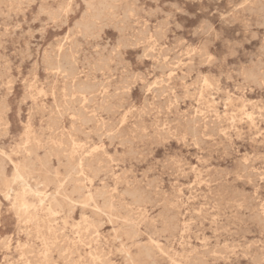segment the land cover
<instances>
[{"label":"rangeland","instance_id":"rangeland-1","mask_svg":"<svg viewBox=\"0 0 264 264\" xmlns=\"http://www.w3.org/2000/svg\"><path fill=\"white\" fill-rule=\"evenodd\" d=\"M115 1L116 2H114V0H110V1L109 0H98V1L96 0H64V1L63 0H18V1L1 0L0 1L5 4L4 6L2 3H0V11H2L0 12V34H1L0 35V39H1L0 40L1 41L0 42V105L2 104L0 106V109L2 107V110H0V116L2 115L0 117V130H1L0 131L1 132L0 133V264H83L84 262H85L84 264H102V262L103 264H180V263L182 264H195V263L196 264H240V263L264 264V258H263L264 257L263 255L264 254V230H263L264 216H262V214L264 215V207H263L264 206V162H263L264 161V115H263L264 114V106H263L264 105V15H263L264 13H262L264 12V1L263 0H245V2L244 0H231V1L230 0H213V1L212 0H208V1L207 0H157V1L156 0H136V1L115 0ZM242 1L244 3H242ZM17 2L19 3L18 6L19 8L17 7L18 5ZM125 2L127 3L124 4ZM41 3H44V5L47 6L45 7L43 4L41 5ZM64 4L66 5L68 4V5L65 6ZM175 4L179 6V8H177ZM58 5L60 6V8ZM84 5L86 6L84 7ZM180 5L183 6L181 7ZM244 6H246V8ZM126 7L127 9H125ZM48 8L53 9V11L51 9H49L48 11ZM121 9H123L124 12ZM81 11L84 14L81 13ZM50 12L53 13L50 14ZM121 12L123 15L121 14ZM144 12L147 13L145 14ZM165 12H167L168 14ZM51 15H53V17ZM171 15L174 17H172ZM115 16L118 17L116 18ZM205 16L207 18H205ZM226 17L227 19H225ZM221 18L224 20H222ZM232 18H234L235 21ZM230 19L232 22L230 21ZM91 20H93L94 22ZM126 23L128 25H126ZM132 23L134 26L132 25ZM166 23L169 24L167 25ZM4 24L5 26H3ZM124 25L126 26L124 27ZM208 26L210 27L208 28ZM119 27L121 28V31H119ZM226 28L229 30H227ZM194 29H197L195 30L196 32L194 31ZM26 31L27 33H24ZM81 33L82 35H80ZM117 33H119V35ZM153 33L156 35H154ZM17 35L19 38L17 37ZM71 35H74L75 37ZM125 35H127L128 37L127 36H126L127 38L124 37ZM180 37L181 39H179ZM262 37L263 40L261 39ZM226 38L228 39L227 41ZM122 40L124 44H122ZM74 41L76 42L78 41L79 43L78 42L76 43ZM202 41L205 44H203ZM149 42H151L150 45ZM115 43H117L118 45ZM238 43L240 45H238ZM27 44L29 47L27 46ZM127 44L129 46H127ZM2 48L3 50H1ZM259 48L262 49L260 50ZM27 49L28 51H26ZM75 50L76 51L79 50V51L76 52ZM115 50H118L117 54H116L117 51ZM19 51H21V53ZM50 51L52 52L50 53ZM92 51H95L96 55L95 52ZM106 51L109 54V57H107L108 54L105 53ZM147 51H150V53ZM229 51H231L232 53ZM61 52L62 55H60ZM145 52L147 54H145ZM177 52L178 54H176ZM205 52L207 53L205 54ZM154 54H156L157 56ZM162 55L164 60H162ZM139 56H141L142 58ZM90 57H92L93 61L91 60ZM95 57L97 58V60H95L96 59ZM174 57H176V59ZM82 58L84 59L82 60ZM110 59H112V61ZM210 59H212L213 61ZM100 60L103 63H101ZM121 60H123V62H121ZM199 60L201 65H199L200 64ZM57 61L58 62L60 61L59 63L61 65L58 64ZM86 61H88L89 63ZM106 61L108 62V64H106L107 63ZM153 61L155 62L153 63ZM95 62L97 63L95 64ZM206 62L208 65L206 64ZM67 63H69L68 65L70 68L68 67ZM92 64H94L95 66ZM187 64L189 65L186 66ZM236 64L237 65L239 64L238 66L240 68L238 66L236 68ZM96 65L98 68L96 67ZM94 68L95 70L97 69L96 72ZM55 69L56 70L59 69V70L56 71ZM77 69L79 70L82 69V70L79 71ZM28 70L30 72H28ZM67 70L69 71L71 70L70 75L73 78L69 76V71ZM189 70H193V71L190 72ZM74 71L77 72L78 75ZM235 72L238 74V76ZM110 73L113 74L111 75ZM179 73L181 74V76L183 75L182 76L183 79L181 78V76H179ZM197 73H199V76H197L198 75ZM225 74L227 75V77L225 76ZM176 75H178L180 78ZM93 76L96 78H94ZM130 76H132L133 78ZM153 76L154 78L155 77L156 78L153 79ZM166 76H168L169 78ZM44 77L45 79L46 78L47 79L46 80L43 79ZM11 78H13L14 80L13 79L11 80ZM86 78L89 79L87 80ZM163 79L166 80V82ZM96 80H98V82ZM199 80L200 82H198ZM214 80L215 82L212 83ZM7 83L8 85H6ZM64 83L65 85L68 86H65ZM94 83L96 84V86ZM238 83L240 85L242 83L243 86L238 85ZM81 85L84 87H82ZM164 85L169 87L166 88ZM68 90L70 93L67 94ZM79 91L80 93L81 92L83 93L81 94L77 93ZM120 91L121 93H119ZM183 92L186 93V96ZM56 93L59 95H57ZM64 93L65 95L66 94L67 95L65 96ZM105 93L106 94L109 93L107 95H111V96L107 97ZM54 94L56 95L55 98H54ZM88 95L89 98L87 97ZM104 95L106 96L104 97ZM155 95L157 96V98L155 97ZM81 96L83 98L85 97V99L83 100ZM61 97L64 98L62 99ZM103 97L105 99H103ZM105 100L106 101L110 100V101L106 102ZM230 101L232 102V104ZM117 102L118 104H116ZM161 102H163L164 104H162ZM211 102H213V104ZM253 102L254 104L252 105ZM6 103L8 105H6ZM80 103L83 105H81ZM3 105H5V107ZM142 105H144L143 108ZM203 105L205 106V108ZM78 106L79 107L83 106L81 108L82 111ZM112 106L113 108H111ZM199 106H202L203 108L201 107L197 110ZM65 107H67L68 109ZM161 107L163 111H160ZM60 109L63 111H61ZM109 109H111V111ZM79 110L81 113L79 112ZM85 110L89 113L87 112L85 113ZM133 111L136 112L134 113ZM57 112L58 114L59 113L61 114L58 115ZM138 112L139 114L141 113L142 114L139 115ZM214 112L217 113L215 114ZM41 113L43 116L41 115ZM241 113L244 114L241 115ZM48 114L51 115V117ZM56 114L58 115L59 118L57 117ZM30 115H32V117ZM54 115H56V117ZM122 115L124 116L123 119H122ZM176 116L177 117L180 116V118H177ZM81 117L82 120L80 119ZM190 117L192 119H190ZM239 117L241 120H239ZM135 118L136 120H138V122L135 120ZM140 119H142L143 121H141ZM232 119L234 121H232ZM187 120H189V125H187L188 122H185ZM179 121L180 122L182 121L181 124ZM139 122L141 123L140 124L141 126L139 125ZM177 122L179 123V125ZM46 123H48L49 126L46 125ZM60 123L62 124V126ZM195 124L197 127L195 126ZM198 124L202 127H200ZM209 124H211V126ZM134 125H136L135 127H137V129L133 127ZM188 126L190 127L188 128ZM218 126L220 127V129ZM58 127H60V129ZM167 127L169 128L167 129ZM210 127L214 129L213 130L209 129ZM144 128L145 129L147 128L148 130L147 129L145 130ZM154 128L155 130H153ZM195 129L196 132H194ZM80 130L82 131V133ZM51 132L53 133L51 134ZM144 132L145 134H143ZM163 132L165 133V135ZM146 133H148V135ZM65 134L67 136H64ZM110 134H113L114 136ZM38 135L39 137H37ZM168 136L169 137L171 136V138H169ZM200 136L201 138L198 139ZM65 137L68 139H64ZM110 137L111 138L115 137V139H111ZM39 138L40 140H38ZM109 138H110V142H108ZM165 138H167L168 140ZM20 140L22 143H20ZM152 140L155 143L152 144L153 142ZM158 140L160 143H158ZM184 141L187 143H185ZM85 142L87 143L85 144ZM49 144L50 146H48ZM143 144L144 146H142ZM45 145H47L48 147ZM11 147L13 149L15 148L16 150L12 151ZM55 147L56 149H54ZM70 147L72 148V150H70L71 149ZM26 148H28V150ZM231 148L232 151H230ZM62 149L63 151H65L64 154L63 151H61ZM102 149L104 150V152H102ZM129 149L131 150L128 152ZM44 150H46V153ZM42 152H44L43 153L44 156L48 158L43 157ZM122 152L127 153V155ZM225 152L228 153L226 154ZM145 153H147V155H145ZM194 154L196 155V158ZM203 154H204L203 156L204 158L202 157ZM84 155L86 157H84ZM79 156L83 157V168L81 171H78L77 168H75L74 166L76 163V159ZM55 157L58 158L56 159ZM123 157L124 159L121 160V158ZM166 157H170V158H166ZM94 158L97 159L95 160ZM111 159L115 161H112ZM161 160L166 164L168 163V165L161 162ZM240 160L242 161L241 163ZM235 161L237 162L235 163ZM105 162L106 164H104ZM243 162L246 164V166ZM91 165L92 167H90ZM168 166H172V170L174 172L170 169V167L168 168ZM175 166L178 167L175 168ZM109 167H111V169ZM151 168L153 169V171ZM170 173L172 174L170 175ZM186 173L188 174L186 175ZM193 173L194 175H192ZM256 173L258 174V176ZM247 174L248 176L251 177H248ZM219 176L220 179L218 178ZM161 178H163V180ZM234 178L236 180H234ZM240 178L242 179L240 180ZM124 180L126 181L123 182ZM253 180L256 181L257 183L254 182ZM5 182L7 183V185H5ZM147 182H149L150 184ZM135 183L138 185H136ZM144 183L147 184L143 186ZM128 184L131 187L128 186ZM151 186L153 187L151 188ZM124 188L127 190H125ZM228 188L230 191L228 190ZM28 190L30 191L28 192ZM108 190L111 191L107 193ZM219 190H221L222 192L221 191L219 192ZM244 191H246V193H244ZM88 192H90L92 196L91 199L86 198ZM216 192H218L219 194L217 193L216 195L215 194ZM5 193L7 194V196ZM154 194L155 197L153 196ZM178 194L180 197L178 196ZM188 194L191 195L188 196ZM213 196L214 198H212ZM235 196L236 197L240 196L239 197L240 199L236 198ZM134 198H136V200ZM158 199L160 200V202ZM163 200L166 202V204ZM245 201L247 202V204H245L246 203ZM208 202L210 205L208 204ZM218 202L220 203L219 205ZM160 204H161V208H160ZM95 205L98 206L100 209L96 208ZM191 209L194 211H192ZM199 209L200 211H198ZM170 211L173 212V216H174L173 219L171 218L172 213ZM161 212L163 215L161 214ZM248 213L250 214V216H248L249 215ZM236 215H238L239 217H237ZM251 216L254 217V222ZM185 217H188V219H186ZM123 218L128 220L127 222L124 223L125 227L122 222L124 220ZM227 223H229V225ZM260 224L262 228L260 227ZM34 226L35 227L38 226V228L37 227L35 228ZM164 226H165V231H163L164 228H162ZM129 229L133 230L134 232L132 237H127L124 234V231ZM173 229H175V231ZM26 231H28L29 234ZM189 232L192 233L193 235L189 234ZM233 232H235V234ZM35 233L37 234V236ZM168 235L170 238L168 237ZM164 237L165 238L167 237L168 239L167 238L165 239ZM256 240L257 242H255ZM70 241H72V243ZM254 247H256L257 249ZM228 251L230 252V254ZM194 253L195 255L198 253L196 257L194 256ZM244 253L246 254L248 253V255ZM90 254H92V256H90ZM129 255L131 256L132 259L129 257ZM223 256H226V258ZM257 256L259 257L257 258ZM169 257L171 259H169ZM192 257L194 258V260L195 259L196 260L194 261ZM204 260L206 261V263Z\"/></svg>","mask_w":264,"mask_h":264},{"label":"bare ground","instance_id":"bare-ground-1","mask_svg":"<svg viewBox=\"0 0 264 264\" xmlns=\"http://www.w3.org/2000/svg\"><path fill=\"white\" fill-rule=\"evenodd\" d=\"M0 1H1V0H0ZM4 1H5V0H4ZM17 1H18V0H17ZM63 1H64V0H63ZM96 1H98V0H96ZM109 1H110V0H109ZM135 1H136V0H135ZM156 1H157V0H156ZM156 1H155V2H156ZM207 1H208V0H207ZM212 1H213V0H212ZM230 1H231V0H230ZM263 1H264V0H263ZM33 2H34V1H33ZM57 2H58V1H57ZM114 2H116V1L114 0ZM129 2H130V1H129ZM133 2H134V1H133ZM198 2H199V1H198ZM209 2H210V1H209ZM244 2H245V0H244ZM244 2L242 1V3H244ZM0 3H2V2H0ZM12 3H13V1H12ZM17 3H18V2H17ZM20 3H21V2H20ZM44 3H45V2H44ZM44 3H41V5H42V4L44 5ZM62 3H63V2H62ZM99 3H100V2H99ZM101 3H102V2H101ZM126 3H127V2H125L124 4H126ZM131 3H132V2H131ZM164 3H166V2H164ZM227 3H228V2H227ZM2 4L5 6L4 3H2ZM38 4H39V3H38ZM45 4H46V3H45ZM162 4H163V3H162ZM167 4H168V2H167ZM247 4H248V3H247ZM9 5H10V4H9ZM48 5H49V4H48ZM60 5H61V4H60ZM64 5L67 6L68 4H67V5L64 4ZM102 5H103V4H102ZM131 5H134V4H131ZM135 5H136V4H135ZM173 5H174V4H173ZM4 6H3V8H4ZM10 6H11V5H10ZM18 6H19V3H18V5H17V7H18ZM44 6L46 7L47 5H44ZM58 6H59V5H58ZM61 6H62V5H61ZM85 6H86V5H84V7H85ZM122 6H124V5H122ZM127 6H128V5H127ZM175 6H177V5L175 4ZM180 6H181V5H180ZM182 6H183V5H182ZM182 6H181V7H182ZM215 6H216V5H215ZM260 6H261V5H260ZM7 7H9V6H7ZM17 7H15V8H17ZM50 7H52V6H50ZM62 7H63V6H62ZM135 7H136V6H135ZM139 7H140V6H139ZM206 7H207V6H206ZM244 7L246 8V6H244ZM13 8H14V7H13ZM18 8H19V7H18ZM38 8H39V7H38ZM57 8H58V7H57ZM59 8H60V6H59ZM140 8H141V7H140ZM153 8H154V7H153ZM174 8H175V7H174ZM177 8H179V6H177ZM216 8H217V7H216ZM222 8H223V7H222ZM230 8H231V7H230ZM230 8H229V9H230ZM239 8H240V7H239ZM7 9H8V8H7ZM7 9H6V10H7ZM46 9H47V8H46ZM49 9H51V8H48V11H49ZM84 9H85V8H84ZM123 9H124V7H123ZM123 9H121V10L123 11ZM125 9H127V7H126ZM130 9H131V8H130ZM149 9H150V8H149ZM149 9H148V10H149ZM155 9H156V8H155ZM155 9H154V11H155ZM202 9H203V8H202ZM232 9H234V8H232ZM237 9H238V8H237ZM242 9H243V8H242ZM251 9H252V8H251ZM38 10H39V9H38ZM43 10H44V9H43ZM51 10L53 11V9H51ZM63 10H64V9H63ZM63 10H62V12H63ZM109 10H110V9H109ZM141 10H142V9H141ZM221 10H222V9H221ZM230 10H231V9H230ZM240 10H241V9H240ZM253 10H254V9H253ZM259 10H260V9H259ZM7 11H8V10H7ZM69 11H71V10H69ZM83 11H84V10H83ZM101 11H102V10H101ZM130 11H131V10H130ZM151 11H152V10H151ZM151 11H150V12H151ZM158 11H159V9H158ZM160 11H161V10H160ZM218 11H219V10H218ZM225 11H226V10H225ZM243 11H244V10H243ZM0 12H2V11H0ZM5 12H6V11H5ZM12 12H13V11H12ZM43 12H44V11H43ZM91 12H92V11H91ZM123 12H124V11H123ZM136 12H137V11H136ZM163 12H164V11H163ZM175 12H176V11H175ZM186 12H187V11H186ZM186 12H185V13H186ZM216 12H217V11H216ZM236 12H237V11H236ZM39 13H40V12H39ZM47 13H48V12H47ZM51 13H53V12H50V14H51ZM64 13H66V12H64ZM81 13H83V12L81 11ZM81 13H80V15H81ZM129 13H130V12H129ZM144 13H145V12H144ZM146 13H147V12H146ZM146 13H145V14H146ZM158 13H159V12H158ZM165 13H167V12H165ZM172 13H173V12H172ZM221 13H222V12H221ZM227 13H228V12H227ZM262 13H264V12H262ZM1 14H2V13H1ZM6 14H7V13H6ZM22 14H24V13H22ZM83 14H84V13H83ZM85 14H86V13H85ZM89 14H90V13H89ZM110 14H111V13H110ZM121 14H122V12H121ZM135 14H136V13H135ZM167 14H168V13H167ZM252 14H253V13H252ZM254 14H255V13H254ZM48 15H49V14H48ZM80 15H79V16H80ZM112 15H113V13H112ZM122 15H123V14H122ZM127 15H128V14H127ZM129 15H130V14H129ZM142 15H143V14H142ZM148 15H149V14H148ZM151 15H152V14H151ZM154 15H156V14H154ZM164 15H165V14H164ZM193 15H194V14H193ZM193 15H192V16H193ZM220 15H221V14H220ZM247 15H248V14H247ZM263 15H264V14H263ZM51 16L53 17V15H51ZM124 16H125V14H124ZM171 16H172V15H171ZM215 16H216V15H215ZM249 16H250V15H249ZM255 16H256V15H255ZM259 16H260V15H259ZM14 17H15V16H14ZM81 17H83V16H81ZM104 17H105V16H104ZM115 17L117 18L118 16H115ZM129 17H130V16H129ZM142 17H143V16H142ZM172 17H174V16H172ZM189 17H190V15H189ZM193 17H194V16H193ZM213 17H214V16H213ZM213 17H212V18H213ZM243 17H244V15H243ZM10 18H11V17H10ZM63 18H64V17H63ZM91 18H92V16H91ZM116 18H115V19H116ZM125 18H126V17H125ZM205 18H207V17L205 16ZM214 18H215V17H214ZM53 19H54V18H53ZM65 19H66V18H65ZM79 19H80V18H79ZM123 19H124V18H123ZM123 19H122V20H123ZM159 19H160V18H159ZM171 19H172V18H171ZM199 19H200V18H199ZM221 19H222V18H221ZM225 19H227V17H226ZM232 19H234V18H232ZM244 19H245V18H244ZM9 20H10V19H9ZM9 20H8V21H9ZM23 20H24V19H23ZM33 20H35V19H33ZM105 20H106V19H105ZM105 20H104V22H105ZM222 20H224V19H222ZM91 21H93V20H91ZM114 21H115V20H114ZM114 21H113V22H114ZM135 21H136V20H135ZM165 21H166V20H165ZM165 21H163V22H165ZM171 21H173V20H171ZM230 21H231V19H230ZM234 21H235V19H234ZM247 21H248V20H247ZM254 21H255V20H254ZM93 22H94V21H93ZM113 22H112V23H113ZM143 22H144V21H143ZM145 22H146V21H145ZM147 22H148V21H147ZM158 22H159V20H158ZM167 22H168V21H167ZM174 22H175V21H174ZM227 22H228V21H227ZM231 22H232V21H231ZM2 23H4V22H2ZM13 23H14V20H13ZM25 23H26V22H25ZM27 23H28V22H27ZM74 23H75V22H74ZM107 23H108V22H107ZM112 23H111V24H112ZM114 23H115V22H114ZM114 23H113V24H114ZM130 23H131V22H130ZM133 23H134V22H133ZM133 23H132V25H133ZM154 23H155V22H154ZM207 23H208V22H207ZM247 23H248V22H247ZM6 24H7V23H6ZM8 24H9V23H8ZM28 24H29V23H28ZM77 24H78V23H77ZM98 24H99V23H98ZM113 24H112V25H113ZM138 24H139V23H138ZM163 24H164V23H163ZM166 24H167V23H166ZM168 24H169V23H168ZM168 24H167V25H168ZM177 24H178V23H177ZM201 24H202V23H201ZM219 24H220V23H219ZM16 25H17V24H16ZM74 25H75V24H74ZM126 25H128V24L126 23ZM126 25H124V27H125ZM142 25H143V24H142ZM242 25H243V24H242ZM248 25H249V24H248ZM255 25H257V24H255ZM3 26H5V24H4ZM7 26H8V25H7ZM78 26H79V25H78ZM129 26H130V25H129ZM133 26H134V25H133ZM177 26H178V25H177ZM219 26H220V25H219ZM246 26H247V24H246ZM246 26H245V27H246ZM10 27H11V26H10ZM88 27H89V26H88ZM121 27H122V25H121ZM162 27H163V26H162ZM197 27H198V26H197ZM209 27H210V26H208V28H209ZM12 28H13V27H12ZM20 28H21V27H20ZM27 28H28V27H27ZM52 28H53V27H52ZM70 28H71V27H70ZM70 28H69V31H70ZM85 28H86V27H85ZM101 28H102V27H101ZM130 28H132V27H130ZM138 28H139V26H138ZM138 28H137V29H138ZM164 28H165V27H164ZM179 28H180V27H179ZM194 28H195V27H194ZM199 28H200V26H199ZM218 28H219V27H218ZM236 28H237V27H236ZM29 29H30V28H29ZM38 29H39V28H38ZM53 29H54V28H53ZM77 29H78V28H77ZM93 29H94V28H93ZM125 29H126V28H125ZM133 29H134V28H133ZM174 29H175V28H174ZM203 29H205V28H203ZM212 29H213V28H212ZM212 29H211V30H212ZM219 29H220V28H219ZM226 29H227V28H226ZM39 30H40V29H39ZM39 30H38V31H39ZM138 30H139V29H138ZM138 30H137V31H138ZM170 30H171V29H170ZM176 30H177V29H176ZM195 30H197V29H194V31H195ZM214 30H215V29H214ZM227 30H229V29H227ZM238 30H239V29H238ZM246 30H247V29H246ZM12 31H14V30H12ZM74 31H75V30H74ZM76 31H77V30H76ZM96 31H97V30H96ZM119 31H121V28H120V27H119ZM132 31H133V30H132ZM139 31H140V30H139ZM163 31H164V30H163ZM194 31H193V32H194ZM205 31H207V30H205ZM208 31H209V29H208ZM250 31H251V30H250ZM34 32H35V31H34ZM72 32H73V31H72ZM82 32H83V30H82ZM195 32H196V31H195ZM224 32H225V30H224ZM257 32H258V31H257ZM2 33H3V32H2ZM12 33H13V32H12ZM24 33H27V31L24 32ZM30 33H31V32H30ZM32 33H33V32H32ZM130 33H131V32H130ZM218 33H219V32H218ZM221 33H222V32H221ZM235 33H236V32H235ZM250 33H253V32H250ZM70 34H71V33H70ZM76 34H77V33H76ZM78 34H79V33H78ZM93 34H95V33H93ZM117 34L119 35V33H117ZM153 34H154V33H153ZM194 34H195V33H194ZM206 34H207V33H206ZM223 34H224V33H223ZM0 35H1V34H0ZM19 35H20V34H19ZM29 35H30V34H29ZM64 35H65V34H64ZM80 35H82V33H81ZM80 35H79V36H80ZM142 35H143V34H142ZM154 35H156V34H154ZM197 35H199V34H197ZM217 35H218V34H217ZM224 35H225V34H224ZM254 35H255V33H254ZM40 36H41V35H40ZM71 36H74V35H71ZM76 36H77V35H76ZM95 36H96V35H95ZM126 36H127V35H125L124 37H126ZM209 36H210V34H209ZM2 37H3V36H2ZM17 37H18V35H17ZM65 37H66V36H65ZM74 37H75V36H74ZM83 37H84V35H83ZM98 37H99V36H98ZM119 37H120V36H119ZM124 37H122V38H124ZM127 37H128V36H127ZM127 37H126V38H127ZM153 37H154V36H153ZM156 37H157V36H156ZM156 37H155V38H156ZM172 37H175V36H172ZM18 38H19V37H18ZM129 38H130V36H129ZM155 38H154V40H155ZM208 38H209V37H208ZM210 38H211V37H210ZM212 38H213V37H212ZM216 38H218V37H216ZM249 38H252V37H249ZM41 39H42V38H41ZM62 39H63V38H62ZM107 39H108V38H107ZM179 39H181V37H180ZM193 39H194V38H193ZM223 39H224V38H223ZM261 39L263 40V37H262ZM261 39H260V40H261ZM0 40H1V39H0ZM18 40H19V39H18ZM59 40H60V39H59ZM74 40H75V39H74ZM140 40H141V39H140ZM154 40H153V41H154ZM177 40H178V38H177ZM208 40H209V39H208ZM220 40H221V39H220ZM227 40H228V39L226 38V41H227ZM245 40H246V39H245ZM245 40H244V41H245ZM70 41H71V40H70ZM129 41H130V40H129ZM134 41H135V39H134ZM148 41H149V40H148ZM175 41H176V40H175ZM222 41H224V40H222ZM226 41H225V42H226ZM229 41H230V40H229ZM0 42H1V41H0ZM26 42H27V41H26ZM26 42H25V43H26ZM64 42H65V41H64ZM72 42H73V39H72ZM72 42H71V43H72ZM74 42H76V41H74ZM77 42H78V41H77ZM77 42H76V43H77ZM85 42H86V41H85ZM126 42H127V40H126ZM137 42H138V41H137ZM145 42H146V41H145ZM198 42H199V40H198ZM208 42H209V41H208ZM225 42H224V43H225ZM234 42H236V41H234ZM239 42H240V41H239ZM260 42H261V41H260ZM12 43H13V42H12ZM76 43H75V44H76ZM78 43H79V42H78ZM89 43H90V42H89ZM117 43H118V42H117ZM117 43H115V44H117ZM119 43H121V42H119ZM141 43H142V42H141ZM150 43H151V42H149V45H150ZM175 43H176V42H175ZM195 43H196V42H195ZM202 43H203V41H202ZM220 43H221V42H220ZM240 43H241V42H240ZM47 44H48V43H47ZM91 44H92V43H91ZM95 44H96V43H95ZM95 44H94V45H95ZM122 44H124L123 40H122ZM132 44H133V43H132ZM135 44H137V43H135ZM182 44H183V42H182ZM203 44H205V43H203ZM203 44H202V45H203ZM209 44H210V43H209ZM226 44H227V43H226ZM236 44H237V43H236ZM236 44H235V45H236ZM261 44H262V43H261ZM37 45H38V44H37ZM51 45H52V44H51ZM58 45H59V42H58ZM64 45H65V43H64ZM97 45H98V44H97ZM117 45H118V44H117ZM172 45H173V44H172ZM194 45H195V44H194ZM235 45H234V46H235ZM238 45H240V44L238 43ZM24 46H25V45H24ZM27 46H28V44H27ZM53 46H54V45H53ZM53 46H52V48H53ZM56 46H57V45H56ZM127 46H129V45L127 44ZM133 46H134V45H133ZM147 46H148V45H147ZM147 46H146V47H147ZM3 47H4V46H3ZM28 47H29V46H28ZM49 47H50V46H49ZM60 47H61V46H60ZM60 47H59V49H60ZM79 47H80V46H79ZM115 47H116V46H115ZM121 47H122V46H121ZM140 47H142V46H140ZM146 47H145V48H146ZM198 47H199V46H198ZM200 47H201V46H200ZM204 47H205V45H204ZM223 47H224V46H223ZM260 47H261V46H260ZM19 48H20V47H19ZM19 48H18V49H19ZM102 48H103V47H102ZM147 48H148V47H147ZM151 48H152V47H151ZM173 48H174V47H173ZM173 48H172V49H173ZM232 48H233V47H232ZM54 49H55V48H54ZM67 49H68V48H67ZM69 49H70V48H69ZM140 49H141V48H140ZM143 49H144V48H143ZM191 49H192V48H191ZM203 49H204V48H203ZM259 49L261 50L262 48H259ZM1 50H3V48H2ZM24 50H25V49H24ZM50 50H51V48H50ZM108 50H109V49H108ZM158 50H159V49H158ZM184 50H185V49H184ZM192 50H193V49H192ZM192 50H190V51H192ZM248 50H249V49H248ZM255 50H256V49H255ZM21 51H22V50H21ZM21 51H19V52L21 53ZM26 51H28V49H27ZM36 51H37V49H36ZM42 51H43V50H42ZM56 51H57V50H56ZM71 51H74V50H71ZM75 51H76V50H75ZM78 51H79V50H78ZM78 51H76V52H78ZM100 51H101V50H100ZM102 51H103V50H102ZM110 51H111V50H110ZM115 51H117V52H116V54H117V53H118V50H115ZM142 51H143V50H142ZM190 51H189V52H190ZM234 51H235V50H234ZM9 52H10V51H9ZM51 52H52V51H50V53H51ZM76 52H75V54H76ZM92 52H95V51H92ZM147 52L150 53V51H147ZM151 52H152V51H151ZM158 52H159V51H158ZM186 52H187V51H186ZM195 52H197V51H195ZM198 52H199V51H198ZM207 52H208V51H207ZM207 52H205V54H206ZM211 52H212V51H211ZM229 52H231V51H229ZM235 52H236V51H235ZM251 52H252V51H251ZM259 52H260V51H259ZM259 52H258V53H259ZM27 53H28V52H27ZM30 53H31V52H30ZM83 53H84V51H83ZM83 53H82V54H83ZM98 53H99V52H98ZM105 53H107V51H106ZM152 53H153V52H152ZM187 53H188V52H187ZM231 53H232V52H231ZM247 53H248V52H247ZM107 54H108V53H107ZM111 54H112V53H111ZM140 54H141V53H140ZM142 54H143V52H142ZM145 54H147V53L145 52ZM158 54H159V53H158ZM161 54H162V53H161ZM176 54H178V52H177ZM192 54H193V53H192ZM201 54H202V52H201ZM203 54H204V53H203ZM252 54H253V53H252ZM6 55H7V54H6ZM20 55H21V54H20ZM22 55H23V53H22ZM29 55H30V54H29ZM50 55H52V54H50ZM60 55H62V52H61ZM71 55H72V54H71ZM89 55H90V54H89ZM95 55H96V52H95ZM98 55H99V54H98ZM152 55H153V54H152ZM154 55H156V54H154ZM164 55H165V54H164ZM197 55H198V54H197ZM246 55H247V54H246ZM253 55H254V54H253ZM25 56H26V55H25ZM54 56H55V55H54ZM58 56H59V55H58ZM87 56H88V55H87ZM91 56H92V55H91ZM110 56H112V55H110ZM147 56H149V55H147ZM147 56H146V57H147ZM156 56H157V55H156ZM158 56H159V55H158ZM166 56H167V55H166ZM171 56H172V55H171ZM174 56H175V54H174ZM177 56H178V55H177ZM183 56H184V54H183ZM200 56H201V55H200ZM225 56H226V55H225ZM251 56H252V55H251ZM254 56H255V55H254ZM46 57H47V56H46ZM56 57H57V56H56ZM63 57H64V56H63ZM67 57H69V56H67ZM99 57H100V56H99ZM105 57H106V56H105ZM107 57H109V54H108ZM139 57H141V56H139ZM151 57H152V56H151ZM164 57H165V56H164ZM202 57H203V56H202ZM207 57H208V55H207ZM207 57H206V58H207ZM258 57H259V55H258ZM74 58H75V57H74ZM84 58H85V57H84ZM84 58H82V60H83ZM86 58H87V57H86ZM90 58H91V60L93 61L92 57H90ZM95 58H96V57H95ZM110 58H111V57H110ZM113 58H114V56H113ZM117 58H118V57H117ZM117 58H116V59H117ZM122 58H123V57H122ZM141 58H142V57H141ZM153 58H154V57H153ZM169 58H170V57H169ZM174 58L176 59V57H174ZM206 58H205V59H206ZM5 59H6V58H5ZM26 59H27V58H26ZM47 59H48V58H47ZM47 59H46V60H47ZM56 59H57V58H56ZM62 59H63V58H62ZM67 59H69V58H67ZM76 59H77V58H76ZM108 59H109V58H108ZM108 59H107V60H108ZM123 59H124V58H123ZM197 59H198V58H197ZM201 59H202V58H201ZM19 60H20V59H19ZM44 60H45V59H44ZM49 60H50V58H49ZM58 60H59V58H58ZM65 60H66V59H65ZM87 60H88V59H87ZM95 60H97V58H96ZM110 60L112 61V59H110ZM162 60H164V59H163V55H162ZM170 60H172V59H170ZM173 60H174V59H173ZM210 60H212V59H210ZM219 60H220V59H219ZM224 60H225V59H224ZM238 60H239V58H238ZM256 60H258V59H256ZM5 61H6V60H5ZM5 61H3V62H5ZM67 61H68V60H67ZM100 61H101V60H100ZM108 61H109V60H108ZM168 61H169V60H168ZM177 61H178V60H177ZM180 61H181V60H180ZM205 61H206V60H205ZM212 61H213V60H212ZM1 62H2V60H1ZM9 62H10V61H9ZM46 62H47V61H46ZM48 62H49V61H48ZM57 62H58V61H57ZM59 62H60V61H59ZM59 62H58V64H60ZM68 62H69V61H68ZM86 62H88V61H86ZM104 62H105V60H104ZM106 62H107V61H106ZM121 62H123V60H121ZM151 62H152V61H151ZM154 62H155V61H153V63H154ZM190 62H191V61H190ZM197 62H198V61H197ZM202 62H203V61H202ZM219 62H220V61H219ZM225 62H226V61H225ZM225 62H224V63H225ZM30 63H31V62H30ZM32 63H33V62H32ZM49 63H50V62H49ZM72 63H73V62H72ZM75 63H76V62H75ZM88 63H89V62H88ZM96 63H97V62H95V64H96ZM101 63H103V62L101 61ZM109 63H110V62H109ZM175 63H178V62H175ZM183 63H184V62H183ZM199 63H200V60H199ZM199 63H198V64H199ZM210 63H211V62H210ZM241 63H242V62H241ZM245 63H246V62H245ZM245 63H244V64H245ZM8 64H9V63H8ZM19 64H20V63H19ZM36 64H37V63H36ZM40 64H41V63H40ZM50 64H51V63H50ZM50 64H49V65H50ZM68 64H69V63H67V65H68ZM70 64H71V63H70ZM85 64H86V63H85ZM99 64H100V63H99ZM99 64H98V65H99ZM106 64H108V62H107ZM114 64H116V63H114ZM192 64H193V63H192ZM192 64H191V65H192ZM206 64H207V62H206ZM231 64H232V63H231ZM231 64H230V66H231ZM43 65H45V64H43ZM60 65H61V64H60ZM62 65H63V64H62ZM92 65H94V64H92ZM104 65H105V64H104ZM151 65H153V64H151ZM164 65H165V64H164ZM172 65H173V64H172ZM180 65H181V64H180ZM180 65H179V66H180ZM188 65H189V64H187L186 66H188ZM199 65H201V63H200ZM204 65H205V62H204ZM207 65H208V64H207ZM238 65H239V64H238ZM238 65L236 64V68H237ZM241 65H243V64H241ZM6 66H8V65H6ZM46 66H48V65H46ZM94 66H95V65H94ZM114 66H115V65H114ZM125 66H126V65H125ZM155 66H157V65H155ZM155 66H154V68H155ZM162 66H163V65H162ZM162 66H161V67H162ZM175 66H176V65H175ZM186 66H185V68H186ZM195 66H196V65H195ZM1 67H2V66H1ZM9 67H10V66H9ZM36 67H37V66H36ZM68 67H69V65H68ZM68 67H67V68H68ZM76 67H77V64H76ZM86 67H87V66H86ZM96 67H97V65H96ZM107 67H108V66H107ZM107 67H106V68H107ZM116 67H117V66H116ZM121 67H122V66H121ZM121 67H120V68H121ZM126 67H127V66H126ZM165 67H166V66H165ZM197 67H198V66H197ZM206 67H207V66H206ZM238 67H239V66H238ZM5 68H6V67H5ZM64 68H65V66H64ZM69 68H70V67H69ZM73 68H75V67H73ZM97 68H98V67H97ZM110 68H111V67H110ZM118 68H119V67H118ZM144 68H145V67H144ZM166 68H167V67H166ZM166 68H164V69H166ZM177 68H178V67H177ZM189 68H190V67H189ZM192 68H193V67H192ZM192 68H191V69H192ZM194 68H195V67H194ZM239 68H240V67H239ZM239 68H238V69H239ZM245 68H246V67H245ZM245 68H244V69H245ZM248 68H249V67H248ZM255 68H256V67H255ZM257 68H258V67H257ZM8 69H9V68H8ZM31 69H32V68H31ZM33 69H34V68H33ZM50 69H51V68H50ZM50 69H49V70H50ZM108 69H109V68H108ZM113 69H114V68H113ZM115 69H116V68H115ZM121 69H122V68H121ZM130 69H131V68H130ZM180 69H181V68H180ZM249 69H250V68H249ZM26 70H27V69H26ZM52 70H53V69H52ZM55 70H56V69H55ZM58 70H59V69H58ZM58 70H56V71H58ZM77 70H79V69H77ZM81 70H82V69H81ZM81 70H79V71H81ZM94 70H95V68H94ZM96 70H97V69H96ZM96 70H95V72H96ZM109 70H110V69H109ZM119 70H120V69H119ZM127 70H128V69H127ZM241 70H242V69H241ZM6 71H7V70H6ZM47 71H48V70H47ZM61 71H62V69H61ZM67 71H69V70H67ZM153 71H154V69H153ZM153 71H152V72H153ZM189 71L192 72L193 70H189ZM197 71H198V70H197ZM250 71H251V70H250ZM7 72H8V71H7ZM28 72H30V71L28 70ZM59 72H60V71H59ZM70 72H71V70L69 71V76L71 77ZM74 72H75V71H74ZM107 72H108V71H107ZM111 72H112V71H111ZM114 72H115V71H114ZM122 72H123V71H122ZM125 72H126V71H125ZM130 72H131V71H130ZM130 72H129V73H130ZM180 72H181V71H180ZM187 72H188V71H187ZM222 72H223V71H222ZM3 73H4V72H3ZM67 73H68V72H67ZM75 73L77 74V72H75ZM75 73H74V74H75ZM99 73H100V72H99ZM101 73H102V72H101ZM127 73H128V72H127ZM160 73H161V72H160ZM162 73H163V72H162ZM184 73H185V72H184ZM235 73H236V72H235ZM19 74H20V73H19ZM79 74H80V73H79ZM86 74H87V73H86ZM110 74H111V73H110ZM112 74H113V73H112ZM112 74H111V75H112ZM130 74H131V73H130ZM138 74H139V73H138ZM138 74H137V75H138ZM170 74H171V72H170ZM170 74H168V75H170ZM182 74H183V73H182ZM185 74H186V73H185ZM188 74H189V73H188ZM197 74H198L197 76H199V73H197ZM236 74H237V73H236ZM240 74H241V73H240ZM11 75H12V74H11ZM28 75H30V74H28ZM51 75H52V74H51ZM77 75H78V74H77ZM84 75H85V74H84ZM87 75H88V74H87ZM107 75H108V73H107ZM111 75H110V76H111ZM209 75H210V74H209ZM212 75H213V74H212ZM229 75H230V74H229ZM246 75H247V74H246ZM12 76H13V75H12ZM12 76H11V77H12ZM25 76H26V75H25ZM36 76H37V75H36ZM36 76H35V77H36ZM59 76H60V75H59ZM75 76H76V75H75ZM88 76H89V75H88ZM88 76H87V77H88ZM102 76H103V75H102ZM104 76H105V75H104ZM110 76H109V77H110ZM123 76H124V75H123ZM128 76H129V75H128ZM134 76H135V75H134ZM142 76H143V73H142ZM142 76H141V78H142ZM174 76H175V74H174ZM176 76H178V75H176ZM179 76H181L180 73H179ZM179 76H178V77H179ZM182 76H183V75H182ZM182 76H181V78L183 79ZM200 76H201V75H200ZM225 76L227 77L226 74H225ZM237 76H238V74H237ZM247 76H248V75H247ZM46 77H48V76H46ZM76 77H77V76H76ZM79 77H80V76H79ZM91 77H92V76H91ZM93 77H94V76H93ZM100 77H101V76H100ZM126 77H127V76H126ZM130 77H132V76H130ZM136 77H138V76H136ZM163 77H164V76H163ZM166 77H168V76H166ZM189 77H190V76H189ZM50 78H51V77H50ZM64 78H66V77H64ZM71 78H73V77H71ZM77 78H78V77H77ZM80 78H81V77H80ZM84 78H85V77H84ZM89 78H90V77H89ZM89 78H88V79H89ZM94 78H96V77H94ZM105 78H106V77H105ZM127 78H128V77H127ZM132 78H133V77H132ZM155 78H156V77H155ZM155 78H154V76H153V79H155ZM168 78H169V77H168ZM179 78H180V77H179ZM195 78H196V77H195ZM195 78H193V79H195ZM204 78H205V77H204ZM252 78H253V77H252ZM12 79H13V78H11V80H12ZM43 79H45V77H44ZM46 79H47V78H46ZM46 79H45V80H46ZM74 79H75V77H74ZM86 79H87V78H86ZM88 79H87V80H88ZM90 79H91V78H90ZM112 79H114V78H112ZM128 79H129V78H128ZM138 79H139V78H138ZM174 79H175V78H174ZM197 79H200V78H197ZM208 79H209V78H208ZM11 80H10V81H11ZM13 80H14V79H13ZM52 80H53V79H52ZM66 80H67V79H66ZM70 80H71V79H70ZM98 80H99V79H98ZM98 80H96V81L98 82ZM103 80H105V79H103ZM163 80H164V79H163ZM218 80H219V79H218ZM246 80H247V79H246ZM253 80H254V79H253ZM256 80H257V79H256ZM10 81H9V82H10ZM20 81H21V80H20ZM68 81H69V80H68ZM85 81H86V80H85ZM90 81H91V80H90ZM92 81H93V80H92ZM121 81H122V78H121ZM123 81H124V80H123ZM128 81H129V80H128ZM130 81H131V80H130ZM158 81H159V80H158ZM164 81L166 82V80H164ZM196 81H197V80H196ZM203 81H204V80H203ZM203 81H201V82H203ZM216 81H217V80H216ZM237 81H238V80H237ZM47 82H48V81H47ZM63 82H64V81H63ZM69 82H70V81H69ZM87 82H88V81H87ZM93 82H94V81H93ZM93 82H92V83H93ZM100 82H101V81H100ZM113 82H114V81H113ZM134 82H135V81H134ZM147 82H148V80H147ZM153 82H154V81H153ZM162 82H163V81H162ZM165 82H164V83H165ZM198 82H200V80H199ZM214 82H215V80H214L212 83H214ZM230 82H231V81H230ZM250 82H251V81H250ZM257 82H258V81H257ZM5 83H6V82H5ZM35 83H36V82H35ZM48 83H49V82H48ZM89 83H90V82H89ZM107 83H109V82H107ZM132 83H133V82H132ZM150 83H151V82H150ZM251 83H252V82H251ZM261 83H262V81H261ZM2 84H3V83H2ZM24 84H25V83H24ZM41 84H42V83H41ZM51 84H52V83H51ZM94 84H95V83H94ZM97 84H98V83H97ZM104 84H105V83H104ZM117 84H118V83H117ZM130 84H131V83H130ZM133 84H134V83H133ZM133 84H132V85H133ZM155 84H156V83H155ZM158 84H159V83H158ZM186 84H187V83H186ZM258 84H260V83H258ZM258 84H257V85H258ZM6 85H8V83H7ZM11 85H12V83H11ZM64 85H65V83H64ZM71 85H72V84H71ZM89 85H90V84H89ZM99 85H100V84H99ZM99 85H98V86H99ZM141 85H142V84H141ZM141 85H140V86H141ZM148 85H149V84H148ZM151 85H152V84H151ZM168 85H169V84H168ZM183 85H185V84H183ZM209 85H210V84H209ZM216 85H217V84H216ZM238 85H240V84L238 83ZM241 85H242V83H241ZM241 85H240V86H241ZM26 86H27V85H26ZM49 86H50V85H49ZM57 86H58V84H57ZM62 86H63V85H62ZM65 86H68V85H65ZM74 86H76V85H74ZM81 86H82V85H81ZM95 86H96V84H95ZM116 86H117V85H116ZM128 86H129V85H128ZM149 86H150V85H149ZM164 86H165V85H164ZM188 86H189V85H188ZM242 86H243V85H242ZM244 86H245V85H244ZM8 87H9V86H8ZM10 87H11V86H10ZM47 87H48V86H47ZM78 87H80V86H78ZM82 87H84V86H82ZM106 87H107V85H106ZM120 87H121V85H120ZM125 87H126V86H125ZM160 87H161V86H160ZM162 87H163V86H162ZM165 87L167 88V87H169V86H165ZM183 87H184V86H183ZM185 87H186V86H185ZM216 87H217V86H216ZM258 87H259V86H258ZM6 88H7V87H6ZM48 88H49V87H48ZM48 88H47V89H48ZM57 88H58V87H57ZM60 88H61V87H60ZM63 88H64V87H63ZM63 88H62V89H63ZM68 88H69V87H68ZM103 88H104V86H103ZM103 88H102V90H103ZM127 88H128V87H127ZM127 88H126V89H127ZM152 88H153V87H152ZM152 88H151V89H152ZM155 88H156V87H155ZM199 88H200V87H199ZM7 89H8V88H7ZM64 89H65V88H64ZM64 89H63V90H64ZM71 89H72V88H71ZM76 89H78V88H76ZM113 89H114V87H113ZM119 89H120V88H119ZM144 89H145V88H144ZM146 89H147V88H146ZM159 89H160V88H159ZM161 89H162V88H161ZM239 89H240V88H239ZM5 90H6V89H5ZM49 90H51V89H49ZM57 90H58V89H57ZM65 90H66V89H65ZM72 90H73V89H72ZM74 90H75V89H74ZM82 90H83V89H82ZM85 90H86V88H85ZM85 90H84V91H85ZM97 90H98V88H97ZM117 90H118V88H117ZM117 90H116V91H117ZM120 90H121V89H120ZM123 90H124V89H123ZM128 90H129V89H128ZM200 90H201V89H200ZM61 91H62V90H61ZM66 91H67V90H66ZM66 91H65V92H66ZM90 91H92V90H90ZM90 91H89V92H90ZM105 91H106V89H105ZM144 91H145V90H144ZM147 91H148V90H147ZM149 91H150V90H149ZM152 91H153V90H152ZM158 91H159V90H158ZM194 91H195V90H194ZM210 91H211V90H210ZM41 92H42V90H41ZM58 92H59V91H58ZM63 92H64V91H63ZM85 92H86V91H85ZM96 92H97V91H96ZM113 92H114V91H113ZM122 92H123V91H122ZM153 92H154V91H153ZM8 93H9V92H8ZM45 93H46V92H45ZM68 93H70L69 90H68L67 94H68ZM71 93H72V92H71ZM75 93H76V92H75ZM77 93H80V91L77 92ZM81 93H83V92H81ZM81 93H80V94H81ZM100 93H101V92H100ZM114 93H115V92H114ZM119 93H121V91H120ZM183 93H184L185 96H186V93H185V92H183ZM187 93H188V92H187ZM207 93H208V91H207ZM21 94H22V93H21ZM23 94H24V93H23ZM41 94H42V93H41ZM51 94H52V92H51ZM56 94H57V93H56ZM67 94H66V95H67ZM72 94H73V93H72ZM89 94H92V93H89ZM105 94H106V93H105ZM107 94H109V93H107ZM107 94H106V95H107ZM126 94H127V93H126ZM161 94H162V93H161ZM25 95H26V94H25ZM25 95H24V96H25ZM57 95H59V94H57ZM60 95H61V94H60ZM64 95H65V93H64ZM64 95H63V96H64ZM66 95H65V96H66ZM106 95H104V97H105ZM118 95H119V94H118ZM156 95H157V94H156ZM156 95H155V97L157 98ZM198 95H199V94H198ZM208 95H209V94H208ZM55 96H56V95L54 94V98H55ZM61 96H62V95H61ZM71 96H72V95H71ZM96 96H97V95H96ZM108 96H111V95H107V97H108ZM119 96H120V95H119ZM119 96H117V97H119ZM185 96H184V97H185ZM199 96H200V95H199ZM43 97H44V96H43ZM77 97H78V95H77ZM81 97H82V96H81ZM81 97H80V98H81ZM87 97L89 98V95H88ZM104 97H103V99H105ZM114 97H115V96H114ZM117 97H116V98H117ZM122 97H123V96H122ZM129 97H130V96H129ZM174 97H175V96H174ZM178 97H179V96H178ZM180 97H181V96H180ZM196 97H197V96H196ZM4 98H5V97H4ZM23 98H24V97H23ZM61 98H62V97H61ZM61 98H60V99H61ZM63 98H64V97H63ZM63 98H62V99H63ZM82 98H83V97H82ZM101 98H102V97H101ZM125 98H126V97H125ZM142 98H143V97H142ZM185 98H186V97H185ZM25 99H26V98H25ZM25 99H24V100H25ZM84 99H85V97L83 98V100H84ZM103 99H102V100H103ZM128 99H129V98H128ZM177 99H178V98H177ZM2 100H3V99H2ZM24 100H23V101H24ZM114 100H115V99H114ZM116 100H118V99H116ZM123 100H124V99H123ZM125 100H126V99H125ZM158 100H159V99H158ZM173 100H174V99H173ZM227 100H228V99H227ZM227 100H226V101H227ZM247 100H248V99H247ZM61 101H62V100H61ZM66 101H67V100H66ZM74 101H75V100H74ZM74 101H73V102H74ZM105 101H106V100H105ZM109 101H110V100H109ZM109 101H106V102H109ZM143 101H144V100H143ZM156 101H157V100H156ZM171 101H172V99H171ZM174 101H175V100H174ZM235 101H236V100H235ZM5 102H6V101H5ZM50 102H51V101H50ZM56 102H57V101H56ZM68 102H71V101H68ZM73 102H72V103H73ZM76 102H77V101H76ZM76 102H75V103H76ZM95 102H96V101H95ZM119 102H120V101H119ZM128 102H129V100H128ZM228 102H229V101H228ZM230 102H231V101H230ZM255 102H256V101H255ZM18 103H19V102H18ZM21 103H22V102H21ZM33 103H34V102H33ZM102 103H104V102H102ZM113 103H115V102H113ZM124 103H125V102H124ZM124 103H123V104H124ZM130 103H131V101H130ZM161 103L164 104L163 102H161ZM195 103H196V102H195ZM207 103H209V102H207ZM211 103L213 104V102H211ZM249 103H250V101H249ZM260 103H261V101H260ZM260 103H259V104H260ZM4 104H5V103H4ZM34 104H35V103H34ZM36 104H37V102H36ZM52 104H53V103H52ZM58 104H59V103H58ZM61 104H62V103H61ZM70 104H71V103H70ZM80 104H81V103H80ZM80 104H79V105H80ZM106 104H107V103H106ZM116 104H118V102H117ZM158 104H159V103H158ZM177 104H178V103H177ZM197 104H198V102H197ZM229 104H230V103H229ZM231 104H232V102H231ZM253 104H254V102L252 103V105H253ZM1 105H2V104H1ZM1 105H0V106H1ZM6 105H8V104L6 103ZM18 105H20V104H18ZM53 105H54V104H53ZM59 105H60V104H59ZM67 105H68V104H67ZM81 105H83V104H81ZM102 105H103V104H102ZM104 105H105V104H104ZM121 105H122V104H121ZM129 105H130V104H129ZM227 105H228V104H227ZM261 105H262V104H261ZM3 106L5 107V105H3ZM43 106H44V105H43ZM57 106H58V105H57ZM63 106H64V105H63ZM63 106H60V107H63ZM69 106H71V105H69ZM72 106H73V104H72ZM75 106H76V105H75ZM115 106H116V105H115ZM119 106H120V105H119ZM133 106H134V105H133ZM157 106H158V105H157ZM187 106H188V105H187ZM203 106H204V105H203ZM232 106H233V105H232ZM234 106H235V105H234ZM242 106H244V105H242ZM254 106H255V105H254ZM263 106H264V105H263ZM30 107H31V106H30ZM58 107H59V106H58ZM67 107H68V106H67ZM67 107H65V108H67ZM78 107H79V106H78ZM78 107H77V108H78ZM82 107H83V106H82ZM82 107H81V106L79 107L80 110H81ZM85 107H86V105H85ZM92 107H93V106H92ZM128 107H129V106H128ZM143 107H144V105H142V108H143ZM154 107H155V106H154ZM159 107H160V106H159ZM162 107H163V106H162ZM162 107H161L160 111H163V110H162ZM167 107H168V106H167ZM201 107H202V106H199V107L197 108V110H198L199 108H201ZM240 107H241V106H240ZM252 107H253V106H252ZM51 108H52V107H51ZM53 108H54V107H53ZM71 108H72V107H71ZM73 108H74V106H73ZM73 108H72V109H73ZM96 108H97V107H96ZM96 108H95V109H96ZM111 108H113V106H112ZM117 108H119V107H117ZM120 108H121V107H120ZM130 108H131V106H130ZM149 108H150V107H149ZM193 108H194V107H193ZM202 108H203V107H202ZM204 108H205V106H204ZM207 108H208V107H207ZM207 108H206V109H207ZM209 108H210V107H209ZM225 108H226V107H225ZM6 109H7V108H6ZM8 109H9V108H8ZM19 109H20V106H19ZM30 109H31V108H30ZM48 109H49V108H48ZM63 109H64V108H63ZM67 109H68V108H67ZM91 109H92V108H91ZM114 109H115V108H114ZM179 109H180V108H179ZM189 109H190V108H189ZM240 109H241V108H240ZM258 109H259V108H258ZM260 109H261V108H260ZM0 110H2V107H1ZM31 110H32V109H31ZM34 110H35V109H34ZM60 110H61V109H60ZM69 110H70V108H69ZM80 110H79V112H80ZM109 110L111 111V109H109ZM109 110H108V111H109ZM138 110H141V109H138ZM145 110H146V109H145ZM145 110H144V111H145ZM158 110H159V109H158ZM166 110H167V109H166ZM168 110H169V109H168ZM193 110H194V109H193ZM241 110H242V109H241ZM253 110H254V108H253ZM41 111H42V110H41ZM50 111H53V110H50ZM61 111H63V110H61ZM81 111H82V110H81ZM88 111H90V110H88ZM91 111H92V110H91ZM123 111H124V110H123ZM149 111H150V110H149ZM151 111H152V110H151ZM164 111H165V108H164ZM189 111H190V110H189ZM206 111H207V110H206ZM232 111H233V110H232ZM256 111H257V110H256ZM36 112H37V111H36ZM48 112H49V111H48ZM66 112H67V111H66ZM77 112H78V109H77ZM86 112H87V111L85 110V113H86ZM116 112H117V111H116ZM121 112H122V111H121ZM133 112H134V111H133ZM135 112H136V111H135ZM135 112H134V113H135ZM157 112H158V111H157ZM167 112H168V111H167ZM191 112H192V111H191ZM199 112H200V111H199ZM247 112H248V111H247ZM247 112H246V113H247ZM39 113H40V112H39ZM42 113H43V112H42ZM42 113H41V115H42ZM51 113H52V112H51ZM72 113H73V112H72ZM74 113H75V112H74ZM80 113H81V112H80ZM87 113H89V112H87ZM112 113H113V112H112ZM143 113H144V112H143ZM148 113H149V112H148ZM155 113H156V112H155ZM164 113H165V112H164ZM164 113H163V114H164ZM169 113H170V112H169ZM209 113H210V112H209ZM214 113H215V112H214ZM216 113H217V112H216ZM216 113H215V114H216ZM246 113H245V114H246ZM255 113H257V112H255ZM259 113H260V112H259ZM261 113H262V112H261ZM57 114H58V112H57ZM57 114H56V115H57ZM59 114H61V113H59ZM59 114H58V115H59ZM97 114H98V113H97ZM130 114H131V112H130ZM136 114H137V113H136ZM138 114H139V112H138ZM141 114H142V113H141ZM141 114H139V115H141ZM152 114H153V113H152ZM230 114H231V113H230ZM243 114H244V113H243ZM243 114L241 113V115H243ZM41 115H40V116H41ZM48 115H49V114H48ZM56 115H54V116L56 117ZM58 115H57V117H58ZM90 115H91V114H90ZM90 115H89V117H90ZM105 115H106V113H105ZM134 115H135V114H134ZM134 115H133V116H134ZM146 115H147V114H146ZM167 115H168V114H167ZM178 115H179V114H178ZM180 115H182V114H180ZM186 115H187V114H186ZM253 115H254V114H253ZM263 115H264V114H263ZM1 116H2V115H1ZM1 116H0V117H1ZM30 116L32 117V115H30ZM42 116H43V115H42ZM46 116H47V115H46ZM49 116L51 117V115H49ZM66 116H67V115H66ZM75 116H76V115H75ZM112 116H113V115H112ZM117 116H118V115H117ZM119 116H120V115H119ZM172 116H174V115H172ZM229 116H231V115H229ZM238 116H239V115H238ZM250 116H251V115H250ZM4 117H5V115H4ZM28 117H29V116H28ZM28 117H27V118H28ZM52 117H53V116H52ZM68 117H69V116H68ZM85 117H86V116H85ZM123 117H124V116L122 115V119H123ZM152 117H153V116H152ZM176 117H177V116H176ZM191 117H192V116H191ZM191 117H190V119H192ZM247 117H248V115H247ZM27 118H26V119H27ZM29 118H30V117H29ZM43 118H44V117H43ZM58 118H59V117H58ZM94 118H95V117H94ZM140 118H141V117H140ZM177 118H180V116L177 117ZM177 118H176V119H177ZM48 119H49V118H48ZM51 119H53V118H51ZM78 119H79V118H78ZM80 119L82 120V117H81ZM80 119H79V120H80ZM100 119H101V118H100ZM115 119H116V118H115ZM118 119H119V118H118ZM181 119H182V118H181ZM187 119H188V118H187ZM202 119H203V118H202ZM242 119H243V118H242ZM55 120H56V119H55ZM58 120H59V119H58ZM58 120H57V121H58ZM76 120H77V119H76ZM86 120H87V119H86ZM135 120H136V118H135ZM140 120L143 121L142 119H140ZM174 120H175V119H174ZM178 120H180V119H178ZM212 120H213V119H212ZM218 120H219V119H218ZM223 120H224V119H223ZM223 120H222V121H223ZM239 120H241L240 117H239ZM45 121H46V120H45ZM87 121H88V120H87ZM118 121H120V120H118ZM124 121H125V120H124ZM133 121H134V120H133ZM133 121H132V122H133ZM136 121L138 122V120H136ZM136 121H135V122H136ZM141 121H140V122H141ZM157 121H158V120H157ZM165 121H166V120H165ZM165 121H164V122H165ZM167 121H169V120H167ZM191 121H192V120H191ZM215 121H217V120H215ZM226 121H227V120H226ZM232 121H234V120L232 119ZM236 121H237V120H236ZM68 122H69V121H68ZM81 122H82V121H81ZM107 122H109V121H107ZM122 122H123V121H122ZM140 122H139V125L142 123V122H141V123H140ZM144 122H145V121H144ZM150 122H152V121H150ZM162 122H163V121H162ZM172 122H173V121H172ZM179 122H180V121H179ZM181 122H182V121H181ZM181 122H180V124H181ZM185 122H188L187 125H189V120H187V121H185ZM194 122H195V121H194ZM196 122H197V121H196ZM238 122H240V121H238ZM249 122H250V120H249ZM39 123H40V122H39ZM54 123H56V122H54ZM77 123H78V122H77ZM169 123H170V122H169ZM177 123H178V122H177ZM197 123H198V122H197ZM197 123H196V124H197ZM216 123H217V122H216ZM60 124H61V123H60ZM70 124H71V123H70ZM120 124H121V123H120ZM120 124H119V125H120ZM151 124H152V123H151ZM175 124H176V123H175ZM175 124H174V125H175ZM196 124H195V126H196ZM204 124H205V123H204ZM2 125H3V124H2ZM46 125H48V123H46ZM52 125H53V124H52ZM52 125H51V126H52ZM68 125H69V124H68ZM72 125H73V124H72ZM91 125H92V124H91ZM117 125H118V124H117ZM143 125H144V124H143ZM166 125H167V124H166ZM166 125H165V126H166ZM176 125H177V124H176ZM178 125H179V123H178ZM198 125H199V124H198ZM209 125L211 126V124H209ZM233 125H235V124H233ZM28 126H29V125H28ZM48 126H49V125H48ZM61 126H62V124H61ZM78 126H79V124H78ZM135 126H136V125H134L133 127H135ZM140 126H141V125H140ZM153 126H154V125H153ZM159 126H160V125H159ZM161 126H162V125H161ZM171 126H172V124H171ZM181 126H183V125H181ZM199 126H200V125H199ZM199 126H198V127H199ZM204 126H206V125H204ZM240 126H241V124H240ZM63 127H64V126H63ZM67 127H68V126H67ZM95 127H96V126H95ZM97 127H98V126H97ZM138 127H139V126H138ZM155 127H156V126H155ZM173 127H174V126H173ZM178 127H179V126H178ZM189 127H190V126H188V128H189ZM191 127H192V125H191ZM196 127H197V126H196ZM196 127H195V128H196ZM200 127H202V126H200ZM206 127H208V126H206ZM206 127H204V128H206ZM218 127H219V126H218ZM248 127H249V125H248ZM46 128H47V127H46ZM49 128H50V127H49ZM49 128H48V129H49ZM58 128L60 129V127H58ZM88 128H89V127H88ZM92 128H93V126H92ZM135 128L137 129V127H135ZM139 128H140V127H139ZM168 128H169V127H167V129H168ZM52 129H53V127H52ZM75 129H76V127H75ZM95 129H96V128H95ZM128 129H129V127H128ZM132 129H133V128H132ZM132 129H131V130H132ZM144 129H145V128H144ZM146 129H147V128H146ZM146 129H145V130H146ZM162 129H163V128H162ZM162 129H161V131H162ZM209 129H212V128L210 127ZM213 129H214V128H213ZM213 129H212V130H213ZM219 129H220V127H219ZM64 130H65V129H64ZM88 130H89V129H88ZM134 130H135V129H134ZM147 130H148V129H147ZM153 130H155V128H154ZM159 130H160V129H159ZM181 130H183V129H181ZM207 130H208V129H207ZM212 130H211V131H212ZM237 130H238V128H237ZM239 130H240V129H239ZM0 131H1V130H0ZM59 131H60V130H59ZM80 131H81V130H80ZM91 131H92V129H91ZM128 131H129V130H128ZM136 131H137V130H136ZM136 131H135V132H136ZM138 131H139V129H138ZM142 131H143V130H142ZM167 131H168V130H167ZM184 131H185V130H184ZM197 131H198V130H197ZM204 131H205V130H204ZM228 131H229V130H228ZM53 132H54V131H53ZM53 132H51V134H52ZM66 132H67V131H66ZM68 132H69V131H68ZM74 132H75V131H74ZM106 132H107V131H106ZM109 132H110V131H109ZM130 132H131V131H130ZM154 132H155V131H154ZM172 132H174V131H172ZM179 132H180V131H179ZM181 132H182V131H181ZM194 132H196V129H195ZM0 133H1V132H0ZM49 133H50V132H49ZM54 133H55V132H54ZM56 133H59V132H56ZM81 133H82V131H81ZM113 133H115V132H113ZM138 133H139V132H138ZM138 133H137V134H138ZM161 133H162V132H161ZM163 133H164V132H163ZM213 133H215V132H213ZM243 133H244V132H243ZM61 134H62V132H61ZM66 134H67V133H66ZM66 134H65L64 136H67V135H68V134H67V135H66ZM116 134H117V133H116ZM143 134H145V132H144ZM146 134L148 135V133H146ZM152 134H153V133H152ZM186 134H188V133H186ZM197 134H198V133H197ZM203 134H204V133H203ZM208 134H209V133H208ZM220 134H221V133H220ZM58 135H59V134H58ZM70 135H71V134H70ZM72 135H73V134H72ZM106 135H107V134H106ZM110 135H113V134H110ZM117 135H118V134H117ZM124 135H125V134H124ZM164 135H165V133H164ZM199 135H200V134H199ZM240 135H241V134H240ZM40 136H41V135H40ZM62 136H63V135H62ZM73 136H74V135H73ZM107 136H108V135H107ZM113 136H114V135H113ZM120 136H121V135H120ZM157 136H158V135H157ZM175 136H176V135H175ZM187 136H188V135H187ZM204 136H205V135H204ZM214 136H215V135H214ZM34 137H36V136H34ZM37 137H39V135H38ZM45 137H46V136H45ZM56 137H57V136H56ZM59 137H60V136H59ZM111 137H112V136H111ZM111 137H110V138H111ZM116 137H117V136H116ZM123 137H124V136H123ZM134 137H135V136H134ZM140 137H142V136H140ZM140 137H139V138H140ZM143 137H144V136H143ZM154 137H155V136H154ZM161 137H162V136H161ZM166 137H167V136H166ZM168 137H169V136H168ZM205 137H206V136H205ZM49 138H50V137H49ZM75 138H76V137H75ZM86 138H87V137H86ZM110 138H109V141H108V142H110ZM118 138H119V137H118ZM118 138H117V139H118ZM163 138H164V137H163ZM169 138H171V136H170ZM186 138H187V137H186ZM195 138H196V137H195ZM200 138H201V136H200L198 139H200ZM28 139H29V138H28ZM53 139H54V138H53ZM56 139H57V138H56ZM62 139H63V138H62ZM64 139H68V138L65 137ZM105 139H106V138H105ZM111 139H115V137H114V138H111ZM121 139H122V138H121ZM136 139H137V137H136ZM144 139H145V138H144ZM146 139H148V138H146ZM149 139H150V138H149ZM165 139H167V138H165ZM181 139H182V138H181ZM204 139H205V138H204ZM32 140H33V139H32ZM38 140H40V138H39ZM41 140H42V138H41ZM48 140H49V139H48ZM57 140H58V139H57ZM59 140H60V139H59ZM73 140H74V139H73ZM73 140H72V141H73ZM90 140H91V139H90ZM132 140H134V139H132ZM141 140H142V139H141ZM153 140H154V138H153ZM153 140H152V141H153ZM155 140H156V139H155ZM167 140H168V139H167ZM23 141H25V140H23ZM26 141H27V140H26ZM33 141H34V140H33ZM33 141H32V142H33ZM35 141H37V140H35ZM49 141H50V140H49ZM86 141H87V139H86ZM97 141H98V138H97ZM117 141H118V140H117ZM130 141H131V140H130ZM161 141H162V140H161ZM198 141H199V140H198ZM198 141H197V142H198ZM218 141H219V140H218ZM40 142H41V141H40ZM65 142H66V141H65ZM111 142H112V141H111ZM119 142H120V141H119ZM119 142H118V143H119ZM177 142H178V141H177ZM184 142H185V141H184ZM20 143H22L21 140H20ZM29 143H30V142H29ZM34 143H35V142H34ZM48 143H49V142H48ZM74 143H75V142H74ZM79 143H80V142H79ZM86 143H87V142H85V144H86ZM121 143H122V141H121ZM125 143H126V142H125ZM128 143H129V142H128ZM142 143H144V142H142ZM145 143H146V142H145ZM153 143H155V142L153 141L152 144H153ZM158 143H160L159 140H158ZM185 143H187V142H185ZM199 143H200V142H199ZM199 143H198V144H199ZM215 143H216V142H215ZM215 143H214V144H215ZM217 143H218V142H217ZM220 143H221V142H220ZM44 144H45V143H44ZM50 144H53V143H50ZM50 144H49L48 146H50ZM71 144H72V143H71ZM189 144H190V143H189ZM218 144H219V143H218ZM223 144H224V143H223ZM34 145H35V144H34ZM54 145H55V144H54ZM72 145H73V144H72ZM77 145H78V143H77ZM92 145H93V144H92ZM121 145H122V144H121ZM139 145H140V144H139ZM145 145H146V144H145ZM207 145H208V144H207ZM215 145H216V144H215ZM225 145H226V144H225ZM22 146H23V145H22ZM40 146H41V145H40ZM42 146H43V144H42ZM45 146H47V145H45ZM48 146H47V147H48ZM52 146H53V145H52ZM63 146H64V145H63ZM101 146H102V145H101ZM122 146H123V145H122ZM136 146H137V145H136ZM142 146H144V144H143ZM147 146H149V145H147ZM156 146H157V144H156ZM197 146H198V145H197ZM228 146H229V145H228ZM14 147H15V146H14ZM27 147H29V146H27ZM30 147H31V145H30ZM34 147H37V146H34ZM56 147H57V146H56ZM56 147H55L54 149H56ZM81 147H82V146H81ZM102 147H103V146H102ZM202 147H203V146H202ZM223 147H224V146H223ZM11 148H12V147H11ZM51 148H52V147H51ZM51 148H50V149H51ZM70 148H71V147H70ZM90 148H91V147H90ZM95 148H96V147H95ZM126 148H127V147H126ZM128 148H129V147H128ZM148 148H149V147H148ZM205 148H206V146H205ZM224 148H225V147H224ZM227 148H228V147H227ZM227 148H226V149H227ZM21 149H22V148H21ZM26 149L28 150V148H26ZM26 149H25V150H26ZM54 149H53V150H54ZM57 149H58V148H57ZM91 149H92V148H91ZM91 149H90V150H91ZM93 149H94V148H93ZM135 149H136V148H135ZM137 149H138V148H137ZM144 149H145V148H144ZM162 149H163V148H162ZM202 149H203V148H202ZM11 150L14 151V150H16V149H15V148H14V149L12 148ZM70 150H72V148H71ZM87 150H88V149H87ZM100 150H101V149H100ZM100 150H99V151H100ZM113 150H114V148H113ZM130 150H131V149H129L128 152H129ZM138 150H139V149H138ZM229 150H230V149H229ZM31 151H32V150H31ZM44 151H45V153H46V150H44ZM51 151H52V150H51ZM54 151H55V150H54ZM61 151H63V149H62ZM136 151H137V150H136ZM136 151H135V153H136ZM150 151H151V150H150ZM230 151H232V148H231ZM15 152H16V151H15ZM17 152H18V151H17ZM33 152H34V150H33ZM35 152H36V150H35ZM59 152H60V151H59ZM59 152H57V153H59ZM64 152H65V151H63V154H64ZM85 152H86V151H85ZM97 152H98V151H97ZM102 152H104L103 149H102ZM102 152H101V153H102ZM126 152H127V151H126ZM151 152H152V151H151ZM172 152H173V151H172ZM174 152H175V151H174ZM29 153H30V152H29ZM43 153H44V152H42V156L45 157ZM47 153H48V152H47ZM51 153H52V152H51ZM53 153H54V152H53ZM61 153H62V152H61ZM80 153H81V150H80ZM86 153H87V152H86ZM101 153H100V155H101ZM106 153H108V152H106ZM106 153H103V154H106ZM122 153H125V152H122ZM138 153H139V152H138ZM140 153H141V152H140ZM225 153L227 154L228 152H225ZM82 154H83V153H82ZM84 154H85V153H84ZM97 154H98V153H97ZM97 154H96V155H97ZM112 154H113V152H112ZM125 154L127 155V153H125ZM172 154H174V153H172ZM175 154H176V153H175ZM54 155H55V154H54ZM59 155H60V154H59ZM98 155H99V154H98ZM117 155H118V154H117ZM120 155H121V154H120ZM122 155H123V154H122ZM145 155H147V153H145ZM164 155H165V154H164ZM164 155H162V156H164ZM194 155H195V154H194ZM206 155H207V153H206ZM206 155H205V157H206ZM56 156H57V155H56ZM110 156H111V155H110ZM143 156H144V155H143ZM168 156H169V155H168ZM171 156H172V155H171ZM182 156H183V154H182ZM203 156H204V154L202 155V157H203ZM210 156H211V155H210ZM84 157H86V156L84 155ZM117 157H118V156H117ZM132 157H133V156H132ZM199 157H200V155H199ZM45 158H48V157H45ZM45 158H44V159H45ZM55 158L57 159L58 157H55ZM73 158H74V156H73ZM166 158H170V157H166ZM171 158H172V157H171ZM174 158H175V157H174ZM195 158H196V155H195ZM203 158H204V157H203ZM207 158H208V157H207ZM240 158H241V157H240ZM68 159H69V158H68ZM94 159H95V158H94ZM96 159H97V158H96ZM96 159H95V160H96ZM107 159H108V158H107ZM109 159H110V158H109ZM122 159H124V157L121 158V160H122ZM135 159H136V158H135ZM155 159H156V158H155ZM179 159H180V158H179ZM201 159H202V158H201ZM209 159H210V158H209ZM262 159H263V158H262ZM25 160H26V159H25ZM29 160H30V159H29ZM100 160H101V159H100ZM111 160H112V159H111ZM118 160H119V159H118ZM132 160H133V159H132ZM137 160H138V159H137ZM173 160H174V159H173ZM173 160H172V161H173ZM182 160H183V159H182ZM203 160H204V159H203ZM213 160H215V159H213ZM255 160H256V159H255ZM112 161H115V160H112ZM169 161H170V160H169ZM169 161H166V162H169ZM174 161H175V160H174ZM183 161H184V160H183ZM196 161H197V160H196ZM161 162H163V161L161 160ZM161 162H160V165H161ZM194 162H195V161H194ZM236 162H237V161H235V163H236ZM241 162H242V161L240 160V163H241ZM263 162H264V161H263ZM163 163H165V162H163ZM170 163H171V162H170ZM173 163H174V162H173ZM186 163H187V161H186ZM192 163H193V162H192ZM243 163H244V162H243ZM63 164H64V163H63ZM68 164H69V163H68ZM86 164H87V163H86ZM104 164H106V162H105ZM165 164H166V163H165ZM171 164H172V163H171ZM174 164H175V163H174ZM188 164H189V163H188ZM244 164H245V163H244ZM244 164H243V165H244ZM163 165H164V164H163ZM166 165H168V163H167ZM172 165H173V164H172ZM183 165H184V164H183ZM183 165H182V166H183ZM195 165H197V164H195ZM247 165H248V164H247ZM57 166H58V165H57ZM74 166H75V168H77L78 171H81L82 168H83V157L79 156V157L76 159V163H75ZM97 166H98V165H97ZM104 166H105V165H104ZM104 166H103V167H104ZM178 166H179V165H178ZM178 166H175V168L178 167ZM180 166H181V164H180ZM180 166H179V167H180ZM210 166H211V165H210ZM245 166H246V164H245ZM90 167H92V165H91ZM90 167H89V168H90ZM148 167H149V166H148ZM160 167H161V166H160ZM169 167H170V169L172 170V166H168V168H169ZM225 167H226V166H225ZM225 167H224V168H225ZM261 167H262V166H261ZM85 168H86V167H85ZM109 168L111 169V167H109ZM152 168H153V167H152ZM152 168H151V169H152ZM173 168H174V167H173ZM219 168H220V167H219ZM238 168H239V167H238ZM242 168H243V166H242ZM123 169H124V168H123ZM222 169H223V168H222ZM227 169H228V168H227ZM246 169H247V168H246ZM249 169H250V168H249ZM98 170H99V169H98ZM148 170H149V169H148ZM168 170H169V169H168ZM193 170H194V169H193ZM213 170H214V169H213ZM234 170H235V169H234ZM250 170H251V169H250ZM252 170H253V169H252ZM144 171H145V169H144ZM152 171H153V169H152ZM155 171H156V170H155ZM172 171H173V170H172ZM181 171H182V170H181ZM194 171H195V170H194ZM220 171H222V170H220ZM223 171H224V170H223ZM239 171H240V170H239ZM242 171H243V170H242ZM261 171H262V170H261ZM66 172H67V171H66ZM142 172H143V171H142ZM169 172H170V171H169ZM173 172H174V171H173ZM197 172H198V171H197ZM232 172H233V171H232ZM236 172H237V171H236ZM244 172H245V171H244ZM253 172H254V171H253ZM256 172H257V171H256ZM78 173H79V172H78ZM80 173H81V172H80ZM145 173H146V172H145ZM156 173H157V172H156ZM158 173H159V172H158ZM166 173H167V172H166ZM179 173H180V172H179ZM179 173H178V174H179ZM230 173H231V172H230ZM233 173H234V172H233ZM237 173H238V172H237ZM251 173H252V172H251ZM259 173H260V172H259ZM124 174H125V173H124ZM140 174H141V173H140ZM142 174H143V173H142ZM171 174H172V173H170V175H171ZM187 174H188V173H186V175H187ZM240 174H241V173H240ZM256 174H257V173H256ZM160 175H161V174H160ZM160 175H159V176H160ZM170 175H169V176H170ZM175 175H176V174H175ZM175 175H174V176H175ZM179 175H180V174H179ZM186 175H184V176H186ZM192 175H194V173H193ZM236 175H237V174H236ZM252 175H254V174H252ZM262 175H263V173H262ZM153 176H154V175H153ZM169 176H168V177H169ZM177 176H178V175H177ZM180 176H181V175H180ZM215 176H216V175H215ZM239 176H240V175H239ZM247 176H248V174H247ZM257 176H258V174H257ZM257 176H256V177H257ZM77 177H78V176H77ZM81 177H82V175H81ZM83 177H84V176H83ZM111 177H112V176H111ZM111 177H110V178H111ZM133 177H134V176H133ZM144 177H145V175H144ZM151 177H152V176H151ZM157 177H158V176H157ZM168 177H167V178H168ZM187 177H188V176H187ZM248 177H251V176H248ZM86 178H87V177H86ZM158 178H159V177H158ZM158 178H157V180H158ZM182 178H185V177H182ZM218 178L220 179V176H219ZM238 178H239V177H238ZM252 178H254V177H252ZM52 179H53V177H52ZM52 179H51V180H52ZM71 179H72V178H71ZM78 179H79V178H78ZM114 179H115V178H114ZM133 179H134V178H133ZM138 179H140V178H138ZM141 179H142V178H141ZM146 179H147V178H146ZM151 179H153V178H151ZM161 179L163 180V178H161ZM216 179H217V178H216ZM241 179H242V178H240V180H241ZM72 180H73V179H72ZM232 180H233V179H232ZM234 180H236V179L234 178ZM244 180H245V179H244ZM244 180H243V181H244ZM246 180H247V179H246ZM254 180H255V179H254ZM254 180H253V181H254ZM259 180H261V179H259ZM115 181H116V180H115ZM125 181H126V180H124L123 182H125ZM138 181H139V180H138ZM159 181H161V180H159ZM62 182H63V181H62ZM75 182H76V181H75ZM113 182H114V181H113ZM145 182H146V181H145ZM213 182H214V181H213ZM220 182H221V181H220ZM222 182H223V181H222ZM225 182H226V181H225ZM250 182H251V181H250ZM254 182H256V181H254ZM115 183H116V182H115ZM126 183H127V182H126ZM132 183H133V182H132ZM136 183H138V182H136ZM136 183H135V184H136ZM139 183H140V182H139ZM147 183H149V182H147ZM147 183H144L143 186L146 185ZM242 183H243V182H242ZM252 183H253V182H252ZM256 183H257V182H256ZM258 183H259V182H258ZM39 184H40V182H39ZM149 184H150V183H149ZM218 184H219V182H218ZM221 184H222V183H221ZM226 184H227V183H226ZM246 184H247V183H246ZM5 185H7L6 182H5ZM101 185H102V184H101ZM113 185H114V184H113ZM136 185H138V184H136ZM153 185H154V184H153ZM224 185H225V184H224ZM227 185H228V184H227ZM231 185H232V184H231ZM258 185H259V184H258ZM81 186H82V185H81ZM128 186H130V185L128 184ZM133 186H134V185H133ZM133 186H132V187H133ZM140 186H141V185H140ZM154 186H155V185H154ZM189 186H190V185H189ZM192 186H193V185H192ZM216 186H217V185H216ZM219 186H220V185H219ZM222 186H223V185H222ZM250 186H251V184H250ZM253 186H254V185H253ZM130 187H131V186H130ZM152 187H153V186H151V188H152ZM177 187H178V186H177ZM183 187H185V186H183ZM126 188H127V187H126ZM194 188H195V187H194ZM221 188H222V187H221ZM225 188H227V187H225ZM230 188H231V187H230ZM28 189H30V188H28ZM113 189H114V187H113ZM113 189H111V190H113ZM124 189H125V188H124ZM177 189H178V188H177ZM184 189H185V188H184ZM186 189H187V188H186ZM215 189H216V188H215ZM218 189H220V188H218ZM254 189H255V188H254ZM78 190H79V189H78ZM104 190H105V189H104ZM111 190H108L107 193H109ZM125 190H127V189H125ZM148 190H149V189H148ZM152 190H153V189H152ZM178 190H179V189H178ZM213 190H214V188H213ZM228 190H229V188H228ZM232 190H233V189H232ZM236 190H237V188H236ZM243 190H244V189H243ZM29 191H30V190H28V192H29ZM55 191H56V190H55ZM96 191H97V190H96ZM155 191H157V190H155ZM155 191H154V192H155ZM197 191H198V190H197ZM220 191H221V190H219V192H220ZM222 191H223V189H222ZM222 191H221V192H222ZM229 191H230V190H229ZM234 191H235V189H234ZM26 192H27V191H26ZM98 192H99V190H98ZM127 192H129V191H127ZM134 192H136V191H134ZM139 192H140V191H139ZM191 192H192V190H191ZM214 192H215V191H214ZM226 192H227V191H226ZM252 192H253V191H252ZM6 193H7V192H6ZM6 193H5V194H6ZM55 193H56V192H55ZM152 193H153V192H152ZM163 193H164V192H163ZM217 193H218V192H216L215 194L217 195ZM227 193H228V192H227ZM236 193H237V192H236ZM244 193H246V191H244ZM35 194H36V193H35ZM98 194H99V193H98ZM210 194H211V193H210ZM218 194H219V193H218ZM224 194H225V193H224ZM230 194H231V193H230ZM247 194H248V192H247ZM110 195H111V194H110ZM110 195H109V196H110ZM120 195H121V194H120ZM128 195H129V194H128ZM130 195H132V194H130ZM160 195H161V194H160ZM162 195H163V194H162ZM175 195H176V194H175ZM189 195H191V194H188V196H189ZM221 195H222V194H221ZM226 195H227V194H226ZM226 195H225V196H226ZM228 195H229V194H228ZM6 196H7V194H6ZM106 196H108V195H106ZM137 196H138V195H137ZM140 196H141V195H140ZM153 196L155 197V194H154ZM164 196H165V195H164ZM178 196H179V194H178ZM209 196H210V195H209ZM209 196H207V197H209ZM211 196H212V195H211ZM219 196H220V195H219ZM219 196H218V197H219ZM225 196H224V197H225ZM256 196H258V195H256ZM158 197H159V195H158ZM175 197H176V196H175ZM179 197H180V196H179ZM218 197H217V198H218ZM235 197H236V196H235ZM239 197H240V196H238V197H236V198H239ZM250 197H251V196H250ZM250 197H249V198H250ZM252 197H253V195H252ZM86 198H87V199H91V198H92L90 192L87 193ZM107 198H108V197H107ZM109 198H110V197H109ZM137 198H138V197H137ZM210 198H211V197H210ZM212 198H214V196H213ZM232 198H233V196H232ZM243 198H244V197H243ZM134 199L136 200V198H134ZM162 199H163V198H162ZM166 199H167V198H166ZM166 199H164V200H166ZM222 199H223V198H222ZM239 199H240V198H239ZM250 199H251V198H250ZM255 199H256V198H255ZM130 200H131V199H130ZM132 200H133V199H132ZM142 200H143V199H142ZM158 200H159V199H158ZM158 200H156V201H158ZM164 200H163V201H164ZM169 200H170V199H169ZM216 200H218V199H216ZM216 200H215V201H216ZM226 200H227V199H226ZM230 200H231V199H230ZM232 200H233V199H232ZM241 200H242V199H241ZM243 200H245V199H243ZM248 200H249V199H248ZM220 201H221V200H220ZM224 201H225V200H224ZM237 201H238V200H237ZM237 201H236V202H237ZM159 202H160V200H159ZM164 202H165V201H164ZM213 202H214V201H213ZM243 202H244V201H243ZM245 202H246V201H245ZM109 203H110V202H109ZM121 203H122V202H121ZM135 203H136V202H135ZM167 203H169V202H167ZM181 203H182V202H181ZM210 203H211V202H210ZM251 203H252V202H251ZM254 203H256V202H254ZM137 204H138V203H137ZM139 204H140V203H139ZM156 204H157V203H156ZM165 204H166V202H165ZM176 204H177V203H176ZM208 204H209V202H208ZM219 204H220V203L218 202V205H219ZM245 204H247V202H246ZM245 204H244V205H245ZM47 205H48V204H47ZM130 205H131V204H130ZM133 205H134V204H133ZM169 205H170V204H169ZM184 205H185V203H184ZM198 205H199V204H198ZM209 205H210V204H209ZM214 205H215V204H214ZM216 205H217V203H216ZM228 205H229V204H228ZM251 205H252V204H251ZM258 205H259V204H258ZM48 206H49V205H48ZM136 206H137V205H136ZM139 206H140V205H139ZM156 206H158V205H156ZM170 206H171V205H170ZM221 206H222V205H221ZM95 207H96V208H99V207L96 206V205H95ZM163 207H164V206H163ZM230 207H231V206H230ZM244 207H245V206H244ZM247 207H248V206H247ZM249 207H250V205H249ZM263 207H264V206H263ZM160 208H161V204H160ZM168 208H169V207H168ZM206 208H207V207H206ZM259 208H260V207H259ZM58 209H59V208H58ZM99 209H100V208H99ZM166 209H167V208H166ZM212 209H213V208H212ZM245 209H246V208H245ZM18 210H19V209H18ZM26 210H27V209H26ZM40 210H41V208H40ZM50 210H51V209H50ZM126 210H127V209H126ZM132 210H133V209H132ZM163 210H164V209H163ZM183 210H184V209H183ZM191 210H192V209H191ZM257 210H258V209H257ZM34 211H35V210H34ZM34 211H33V212H34ZM101 211H102V210H101ZM173 211H174V209H173ZM175 211H176V210H175ZM184 211H185V210H184ZM184 211H183V212H184ZM192 211H194V210H192ZM198 211H200V209H199ZM239 211H240V210H239ZM259 211H261V210H259ZM130 212H131V211H130ZM170 212H171V211H170ZM216 212H217V211H216ZM253 212H255V211H253ZM34 213H35V212H34ZM53 213H54V212H53ZM53 213H52V214H53ZM55 213H56V212H55ZM57 213H58V212H57ZM103 213H104V212H103ZM164 213H165V212H164ZM171 213H172V214H171V216H172L171 218L173 219V218H174V216H173V212H171ZM175 213H176V212H175ZM229 213H230V212H229ZM239 213H240V212H239ZM239 213H238V214H239ZM257 213H258V212H257ZM126 214H127V213H126ZM156 214H157V213H156ZM161 214H162V212H161ZM190 214H191V213H190ZM240 214H241V213H240ZM243 214H244V213H243ZM246 214H247V213H246ZM248 214H249V213H248ZM251 214H252V213H251ZM255 214H256V213H255ZM39 215H40V214H39ZM158 215H159V214H158ZM162 215H163V214H162ZM164 215H165V214H164ZM199 215H200V214H199ZM209 215H210V214H209ZM257 215H258V214H257ZM259 215H260V214H259ZM31 216H32V215H31ZM34 216H35V215H34ZM42 216H43V215H42ZM156 216H157V215H156ZM165 216H166V215H165ZM188 216H189V215H188ZM190 216H191V215H190ZM195 216H196V215H195ZM202 216H203V215H202ZM236 216L239 217L238 215H236ZM248 216H250V214H249ZM248 216H247V218H248ZM254 216H256V215H254ZM262 216H264V215L262 214ZM53 217H54V216H53ZM160 217H161V216H160ZM234 217H235V216H234ZM242 217H244V216H242ZM251 217L253 218V222H254V217H253V216H251ZM15 218H16V217H15ZM27 218H28V217H27ZM36 218H37V217H36ZM36 218H35V219H36ZM185 218L188 219V217H185ZM225 218H226V217H225ZM17 219H18V217H17ZM17 219H16V220H17ZM31 219H32V218H31ZM35 219H34V220H35ZM45 219H46V218H45ZM123 219H124V220L122 221L123 224H124L125 222L128 221V220H126L125 218H123ZM163 219H164V216H163ZM259 219H260V218H259ZM259 219H258V222H259ZM29 220H30V219H29ZM166 220H167V219H166ZM175 220H176V219H175ZM182 220H183V219H182ZM223 220H224V219H223ZM227 220H228V219H227ZM63 221H64V220H63ZM176 221H177V220H176ZM188 221H189V220H188ZM260 221H261V220H260ZM22 222H23V221H22ZM28 222H29V221H28ZM28 222H27V223H28ZM31 222H32V221H31ZM34 222H35V221H34ZM159 222H160V221H159ZM169 222H170V221H169ZM169 222H167V223H169ZM241 222H242V221H241ZM258 222H257V223H258ZM29 223H30V222H29ZM165 223H166V222H165ZM198 223H199V222H198ZM207 223H208V222H207ZM35 224H37V223H35ZM63 224H64V222H63ZM170 224H171V223H170ZM220 224H221V223H220ZM227 224L229 225V223H227ZM238 224H239V223H238ZM65 225H66V223H65ZM99 225H101V224H99ZM131 225H132V224H131ZM167 225H168V224H167ZM167 225H166V226H167ZM175 225H176V222H175ZM222 225H223V224H222ZM230 225H231V224H230ZM243 225H244V224H243ZM24 226H25V225H24ZM30 226H31V225H30ZM133 226H134V225H133ZM161 226H163V225H161ZM169 226H171V225H169ZM177 226H178V223H177ZM244 226H245V225H244ZM248 226H249V225H248ZM34 227H35V226H34ZM36 227L38 228V226H36ZM36 227H35V228H36ZM124 227H125V224H124ZM172 227H174V226H172ZM195 227H196V226H195ZM199 227H200V225H199ZM214 227H215V226H214ZM246 227H247V226H246ZM253 227H254V226H253ZM257 227H258V226H257ZM257 227H256V228H257ZM260 227H261V224H260ZM42 228H43V226H42ZM160 228H161V227H160ZM162 228H164V230H163V229H162V230L165 231V226L162 227ZM234 228H235V227H234ZM244 228H245V227H244ZM261 228H262V227H261ZM263 228H264V227H263ZM47 229H48V228H47ZM171 229H172V228H171ZM192 229H193V228H192ZM206 229H207V228H206ZM209 229H210V228H209ZM23 230H24V229H23ZM60 230H61V229H60ZM159 230H160V229H159ZM173 230L175 231V229H173ZM182 230H183V229H182ZM261 230H262V229H261ZM263 230H264V229H263ZM16 231H17V230H16ZM19 231H20V229H19ZM184 231H185V230H184ZM184 231H183V232H184ZM251 231H252V230H251ZM259 231H260V230H259ZM26 232L28 233V231H26ZM26 232H24V233H26ZM56 232H57V231H56ZM142 232H143V231H142ZM159 232H160V231H159ZM169 232H171V231H169ZM185 232H186V231H185ZM187 232H188V231H187ZM235 232H236V231H235ZM235 232H233V233L235 234ZM243 232H244V231H243ZM255 232H256V231H255ZM261 232H262V231H261ZM58 233H59V232H58ZM63 233H64V232H63ZM96 233H97V232H96ZM176 233H177V232H176ZM236 233H237V232H236ZM250 233H251V232H250ZM28 234H29V233H28ZM28 234H27V235H28ZM35 234H36V233H35ZM47 234H48V232H47ZM124 234H125L127 237H132L133 234H134V232H133V230L129 229V230L124 231ZM189 234H192V233L189 232ZM54 235H55V234H54ZM145 235H146V234H145ZM192 235H193V234H192ZM199 235H200V234H199ZM260 235H261V234H260ZM36 236H37V234H36ZM109 236H110V235H109ZM156 236H157V235H156ZM183 236H184V234H183ZM40 237H41V236H40ZM55 237H56V236H55ZM120 237H121V236H120ZM120 237H119V238H120ZM147 237H148V236H147ZM160 237H161V236H160ZM168 237H169V235H168ZM172 237H173V236H172ZM187 237H188V236H187ZM192 237H193V236H192ZM42 238H44V237H42ZM149 238H150V237H149ZM164 238H165V237H164ZM166 238H167V237H166ZM166 238H165V239H166ZM169 238H170V237H169ZM189 238H191V237H189ZM193 238H194V237H193ZM195 238H196V237H195ZM3 239H4V238H3ZM78 239H80V238H78ZM167 239H168V238H167ZM8 240H9V239H8ZM25 240H26V239H25ZM42 240H43V239H42ZM173 240H174V239H173ZM194 240H195V239H194ZM218 241H219V239H218ZM237 241H238V240H237ZM262 241H263V240H262ZM2 242H3V241H2ZM2 242H1V243H2ZM46 242H47V241H46ZM70 242L72 243V241H70ZM160 242H161V241H160ZM172 242H173V241H172ZM177 242H178V241H177ZM215 242H216V241H215ZM231 242H232V241H231ZM248 242H249V241H248ZM255 242H257V240H256ZM30 243H31V242H30ZM49 243H50V242H49ZM71 243H70V244H71ZM161 243H162V242H161ZM234 243H236V242H234ZM27 244H28V243H27ZM67 244H68V243H67ZM139 244H140V243H139ZM231 244H232V243H231ZM237 244H238V243H237ZM23 245H24V244H23ZM45 245H46V244H45ZM171 245H172V244H171ZM235 245H236V244H235ZM238 245H239V244H238ZM5 246H6V245H5ZM29 246H30V245H29ZM163 246H164V245H163ZM165 246H166V245H165ZM245 246H246V245H245ZM250 246H251V245H250ZM253 246H254V245H253ZM213 247H214V246H213ZM218 247H219V246H218ZM256 247H257V246H256ZM256 247H254V248H256ZM5 248H6V247H5ZM65 248H66V247H65ZM70 248H71V247H70ZM113 248H114V247H113ZM14 249H15V248H14ZM49 249H50V248H49ZM92 249H93V248H92ZM149 249H150V248H149ZM157 249H158V248H157ZM162 249H163V248H162ZM213 249H214V248H213ZM256 249H257V248H256ZM71 250H72V249H71ZM87 250H88V249H87ZM150 250H151V249H150ZM159 250H160V249H159ZM204 250H206V249H204ZM211 250H212V249H211ZM214 250H215V249H214ZM223 250H224V249H223ZM43 251H44V250H43ZM144 251H145V250H144ZM201 251H202V250H201ZM201 251H200V252H201ZM242 251H243V250H242ZM32 252H33V251H32ZM147 252H148V251H147ZM219 252H220V251H219ZM228 252H229V251H228ZM237 252H238V251H237ZM245 252H246V251H245ZM247 252H248V251H247ZM26 253H27V252H26ZM57 253H58V252H57ZM208 253H209V252H208ZM217 253H218V252H217ZM248 253H249V252H248ZM248 253H247V254L244 253V254L248 255ZM47 254H48V253H47ZM87 254H88V253H87ZM197 254H198V253H197ZM197 254H196V255H197ZM229 254H230V252H229ZM196 255H195V253H194V256H195V257H196ZM199 255H200V253H199ZM226 255H227V254H226ZM263 255H264V254H263ZM37 256H38V255H37ZM90 256H92V254H90ZM90 256H89V257H90ZM2 257H3V256H2ZM62 257H63V256H62ZM72 257H73V256H72ZM129 257L131 258L130 255H129ZM200 257H201V256H200ZM212 257H213V256H212ZM219 257H220V256H219ZM223 257L226 258V256H223ZM258 257H259V256H257V258H258ZM260 257H261V256H260ZM3 258H4V257H3ZM20 258H21V257H20ZM33 258H34V257H33ZM192 258H193V257H192ZM197 258H198V257H197ZM201 258H202V257H201ZM263 258H264V257H263ZM18 259H19V258H18ZM35 259H36V258H35ZM66 259H67V258H66ZM95 259H96V258H95ZM131 259H132V258H131ZM169 259H171V258L169 257ZM9 260H10V258H9ZM36 260H37V259H36ZM39 260H40V259H39ZM42 260H43V259H42ZM73 260H74V259H73ZM76 260H77V258H76ZM83 260H84V258H83ZM97 260H98V259H97ZM193 260H194V258H193ZM195 260H196V259H195ZM195 260H194V261H195ZM225 260H226V259H225ZM68 261H69V260H68ZM92 261H93V260H92ZM99 261H101V260H99ZM200 261H201V259H200ZM204 261H205V260H204ZM223 261H224V260H223ZM223 261H222V262H223ZM15 262H16V261H15ZM36 262H37V261H36ZM40 262H41V261H40ZM63 262H64V261H63ZM202 262H203V260H202ZM202 262H201V263H202ZM41 263H42V262H41ZM84 263H85V262H84ZM84 263H83V264H84ZM93 263H94V262H93ZM192 263H193V262H192ZM205 263H206V261H205ZM228 263H229V262H228ZM102 264H103V262H102ZM180 264H182V263H180ZM195 264H196V263H195ZM240 264H241V263H240Z\"/></svg>","mask_w":264,"mask_h":264}]
</instances>
